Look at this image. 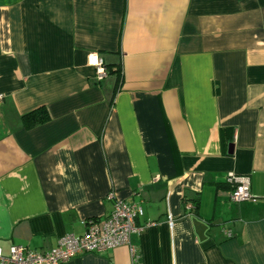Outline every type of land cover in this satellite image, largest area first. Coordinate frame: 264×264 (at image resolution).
Segmentation results:
<instances>
[{
    "label": "crops",
    "instance_id": "obj_1",
    "mask_svg": "<svg viewBox=\"0 0 264 264\" xmlns=\"http://www.w3.org/2000/svg\"><path fill=\"white\" fill-rule=\"evenodd\" d=\"M0 95L3 254L79 236L120 198L142 205V264H264V0H0ZM228 172L253 199L230 200Z\"/></svg>",
    "mask_w": 264,
    "mask_h": 264
},
{
    "label": "built area",
    "instance_id": "obj_2",
    "mask_svg": "<svg viewBox=\"0 0 264 264\" xmlns=\"http://www.w3.org/2000/svg\"><path fill=\"white\" fill-rule=\"evenodd\" d=\"M87 63L94 68L97 81L108 74L104 60L96 52L88 53ZM224 180L230 188V200L253 199L248 176L228 172ZM109 197H113V194H109ZM142 215L141 204L115 198L114 208L107 217L84 220L85 229L81 235H64L56 246L43 253L23 245H11L7 254L0 250V264H62L80 253L101 254L122 245L129 248L131 264H142L135 247L129 242L131 234H139L144 228V225L137 222ZM150 224L153 222H147L145 225ZM225 233L230 236L229 231L225 230Z\"/></svg>",
    "mask_w": 264,
    "mask_h": 264
},
{
    "label": "trees",
    "instance_id": "obj_3",
    "mask_svg": "<svg viewBox=\"0 0 264 264\" xmlns=\"http://www.w3.org/2000/svg\"><path fill=\"white\" fill-rule=\"evenodd\" d=\"M105 64V63H104ZM106 66V65H105ZM107 69V66H106ZM108 69H107V73H108ZM36 112H39V114L35 115ZM34 115V116H32ZM49 119V115L48 112L45 108H40L32 113H28L26 115L23 116V120L24 122H26V124H28V126H33L39 123H43L45 121H47ZM225 182V180H224ZM226 183V182H225ZM226 185L228 186V184L226 183ZM229 187V186H228Z\"/></svg>",
    "mask_w": 264,
    "mask_h": 264
}]
</instances>
